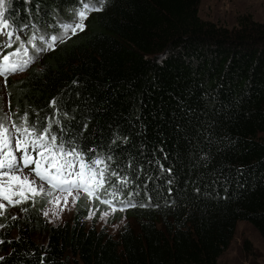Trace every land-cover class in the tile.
<instances>
[{"label": "trees", "instance_id": "obj_1", "mask_svg": "<svg viewBox=\"0 0 264 264\" xmlns=\"http://www.w3.org/2000/svg\"><path fill=\"white\" fill-rule=\"evenodd\" d=\"M198 3L106 0L83 32L7 79L17 123L59 119L66 146L111 156L130 181L120 199L146 206L109 234L84 223L83 195L58 224L38 197L0 217V264H217L237 221L264 238V22L226 28L200 19ZM78 7L7 0L5 16L9 31L51 36Z\"/></svg>", "mask_w": 264, "mask_h": 264}, {"label": "snow or ice", "instance_id": "obj_2", "mask_svg": "<svg viewBox=\"0 0 264 264\" xmlns=\"http://www.w3.org/2000/svg\"><path fill=\"white\" fill-rule=\"evenodd\" d=\"M105 2L106 0H99L97 6L96 0H79V7L74 13L75 19L62 25V35L51 36L45 42L47 48H36L33 44L35 37L29 38L28 43L32 44L37 52L54 50L56 41L64 42L66 37L70 38L69 33L75 35L77 31H84V21L88 14L102 11ZM5 9L6 0H0V35L8 38L6 43L0 44V53L6 48H11L14 41L20 40L18 35L9 31ZM24 56L28 58L24 59ZM31 62L32 57L28 55V49L21 41L14 51L0 57V77L6 84L10 75L23 72ZM55 105L56 101L52 100L50 106ZM14 115L16 114L11 112L0 115V216L5 214L7 206L15 207L29 201L35 203L37 196H51L53 192L68 194L64 197L65 206L68 204V196L72 197L71 203L75 205L81 198V193L89 203L98 201L99 204L108 205L112 212L146 206L134 203L132 192L127 194V198L120 199L124 195L123 189L128 187L130 181L110 169L108 162L112 160L111 156L105 158L96 155V149L84 150L74 142L72 146H66L63 136L53 132V124H61L59 119L46 118L41 128L38 119L29 122L27 112L19 116V123L13 119ZM89 153L93 155L89 156ZM26 168L30 169L35 179H30L29 175L24 174ZM112 177L116 178L115 181ZM59 199L60 197H56L57 201ZM3 201L8 202L7 206ZM114 201L121 205L119 209L114 206ZM21 210L26 212L28 209ZM44 215L48 216L49 213L45 212ZM93 215L94 212L90 210L88 218L91 219ZM108 215V211L103 212L101 219Z\"/></svg>", "mask_w": 264, "mask_h": 264}, {"label": "rangeland", "instance_id": "obj_3", "mask_svg": "<svg viewBox=\"0 0 264 264\" xmlns=\"http://www.w3.org/2000/svg\"><path fill=\"white\" fill-rule=\"evenodd\" d=\"M74 13L71 21L75 19ZM197 16L202 20L210 21L216 25L226 28L236 26L238 18L240 17H247L250 20L262 23L264 22V0H199L197 5ZM81 32L83 31H77L76 34ZM62 33H59L58 35L57 33H54L51 36H60ZM14 34L18 35L20 40L14 41L11 48L4 49L3 52L0 53V57H2L3 54L14 51L19 46L21 41L25 43V47L28 49V55L36 61L49 51L46 50L43 52H37L36 49L32 47V44L28 43L29 38L35 37L33 44L36 45V48H47V44L45 42L48 41L51 36L46 35L45 33L39 32L38 34H31L30 32H17L14 30ZM72 36L74 35L69 33V37ZM7 39V36L0 35V44L6 43ZM66 39H68V37L64 40ZM59 43L60 41H56L54 47H56ZM33 53L35 54V57H33ZM21 54H23V50H21ZM23 58L27 59L28 56H24ZM32 63L33 62L30 64ZM33 64L35 65L36 62ZM23 74L24 72H18L10 75L8 78L14 79L22 76ZM4 84V79L0 77L1 115L4 112H7V93L5 91ZM24 174L29 175L30 179H35L34 174L30 172L29 168L24 169ZM67 195V193L53 192V195L51 196L42 195L35 198V200L38 197L44 198L43 207L41 208L40 213L49 224L61 223L71 214L75 205L71 203L72 197L68 196V204L65 206L64 197ZM81 195L84 196L83 193H81L80 196ZM43 196H46V199ZM56 197H60L59 201L56 200ZM17 198L18 197H13V199ZM3 203L6 206L8 204L7 201H3ZM30 203L31 201L15 207L7 206V210L3 216H16L26 204L30 205ZM84 204L86 209V216L83 219L84 223L86 225H93L96 229H102L109 234H114L122 224L129 221L128 217L124 215V211L117 210L112 212L108 205L99 204L98 201L89 203L84 198ZM90 210L94 212L91 219L88 218ZM105 211H108L109 215L106 218L101 219V214ZM45 212H48L49 215L45 216ZM2 229V222L0 219V232ZM217 264H264V238H262L249 223L245 221H237L227 248L217 258Z\"/></svg>", "mask_w": 264, "mask_h": 264}]
</instances>
